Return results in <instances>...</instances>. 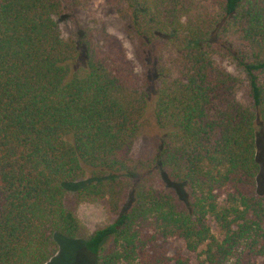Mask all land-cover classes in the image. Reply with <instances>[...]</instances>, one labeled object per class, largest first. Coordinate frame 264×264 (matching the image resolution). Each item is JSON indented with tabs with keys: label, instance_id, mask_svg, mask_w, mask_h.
<instances>
[{
	"label": "trees",
	"instance_id": "16d2710c",
	"mask_svg": "<svg viewBox=\"0 0 264 264\" xmlns=\"http://www.w3.org/2000/svg\"><path fill=\"white\" fill-rule=\"evenodd\" d=\"M88 2L0 0V264H48L57 237L97 264H192L174 240L196 264H264V0H111L141 73L75 18ZM150 91L163 135L135 156ZM68 193L112 222L85 234Z\"/></svg>",
	"mask_w": 264,
	"mask_h": 264
},
{
	"label": "rangeland",
	"instance_id": "374dc122",
	"mask_svg": "<svg viewBox=\"0 0 264 264\" xmlns=\"http://www.w3.org/2000/svg\"><path fill=\"white\" fill-rule=\"evenodd\" d=\"M75 18L82 25L98 24L103 26L109 33L116 36L123 43L127 56L135 63V70L141 73L140 67L134 58V39L127 33V19L121 15L111 0H89L83 8L74 11ZM59 26L64 37L72 32L70 21H59ZM231 69V66H228ZM156 93L150 91L147 109L144 114L145 130L136 141L133 153L135 156L149 155L157 141L162 137L163 131L152 124V114ZM255 131V155L258 163L256 176V193H264V121L256 114L254 120ZM88 182V173L82 179L75 181L73 188H78ZM65 205L72 210L79 218L84 227L85 234H92L97 229L103 228L113 220V215L108 211L104 201L78 202L73 193H68ZM213 230L215 227L213 226ZM57 252L50 259L48 264H97L95 255L86 251L85 239L66 240L57 237ZM169 253L180 249L189 256L192 264H196L195 253H189L181 241L174 240L169 244Z\"/></svg>",
	"mask_w": 264,
	"mask_h": 264
}]
</instances>
